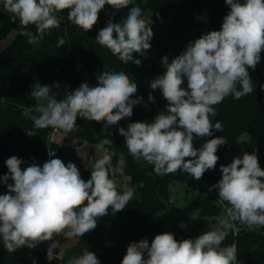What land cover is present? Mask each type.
Here are the masks:
<instances>
[{
    "label": "clouds",
    "instance_id": "clouds-1",
    "mask_svg": "<svg viewBox=\"0 0 264 264\" xmlns=\"http://www.w3.org/2000/svg\"><path fill=\"white\" fill-rule=\"evenodd\" d=\"M132 0H3V8L11 14L12 22L19 20L20 34L29 44H38L49 30L58 28L56 13L69 10L67 19L85 33L97 24L99 13L110 5L120 10ZM230 10L223 17L219 30L202 34L187 43L184 50L169 62L161 58L165 71L150 81L152 90L159 89L167 101L166 111L157 114L152 122H133L119 128L129 155L136 161H146L159 176L183 171L200 180L204 173L215 169L218 147L227 143L223 136L206 140L200 148L195 138L213 136V129L223 131L221 122L213 124L217 115L214 106L228 96L239 100L254 91L248 69H255L264 51V0H225ZM114 15V13H113ZM151 20L141 16L139 7H131L121 23L109 19L95 39L108 48L124 65L130 61L138 67L141 60L133 53L145 55L153 38ZM35 26V33L27 30ZM63 38L57 46L65 45ZM97 86L81 83L73 91H66L64 99L50 94L60 85L35 83L30 97L36 101L31 121L36 129L52 127L65 134L75 131L77 118L106 122L105 128L131 118L136 105L143 100L136 96L138 85L121 71L97 74ZM186 81V87H184ZM239 85V88L237 87ZM264 88V85L261 86ZM149 101L154 102L151 92ZM31 137L34 132L26 133ZM195 134V137H194ZM102 139L94 147L102 153L91 167V177L85 181L77 166L52 158L38 166L35 163L23 170L22 159L12 156L5 161L8 174L2 177L8 192L0 195V239L4 248L14 253L22 247L35 249L40 243L52 241L54 236L67 239L85 236L97 227V218L122 211L134 196L125 186L118 190L117 176L127 181L126 160L120 153L115 167ZM256 149L235 156L227 165H220L221 178L209 191L218 192L219 205L225 207L218 225L195 239L177 241L174 234H157L151 241L141 239L127 246L121 264H238L235 243L222 247L230 231L239 222L246 230L264 228V169ZM52 156L51 153H49ZM189 158V159H185ZM34 159V158H33ZM9 180L13 183H7ZM50 244L47 259L56 258ZM145 253L147 258H145ZM33 264H36L33 259ZM68 264H100L96 254L84 249Z\"/></svg>",
    "mask_w": 264,
    "mask_h": 264
},
{
    "label": "trees",
    "instance_id": "trees-1",
    "mask_svg": "<svg viewBox=\"0 0 264 264\" xmlns=\"http://www.w3.org/2000/svg\"><path fill=\"white\" fill-rule=\"evenodd\" d=\"M131 7H139L142 18L147 11H152L165 20V27L157 39L150 41V50L143 56L133 53L134 59L141 60V64H151L154 77L165 71L161 63L163 56H168L171 62L188 42L209 31L219 30L223 17L230 10L225 0H132L128 7L120 10L105 5L99 13L97 24L86 33L88 40H85L80 36L78 27L67 19L69 10L66 9L60 15L56 13L60 26L49 30L38 44H29L27 37L20 34L19 20L12 22L10 13L0 11V44L15 33L11 42L0 51V186L6 185L2 180L8 174L5 161L12 156L26 161L21 165L22 170L32 163L48 161L49 153L53 155L52 158L61 159L65 165L72 162L78 168L67 147L52 139L55 129L34 127L30 116L34 114L31 109L36 101L30 97V92L37 82L49 86L59 84V91L53 89L50 94L61 100L65 98L66 91H73L81 83H87V78L91 86H97L96 76L104 70L123 71L129 76L130 69L137 65L131 61L124 65L108 48L98 44L95 37L109 19L114 23H122ZM204 13H207L206 20L202 19ZM150 26L154 34L155 27L152 23ZM27 30L33 33L36 31L34 25H29ZM60 38L66 43L58 47ZM149 52H154L155 55L149 57ZM78 66H82V69L78 70ZM248 71L254 91L239 100L230 95L214 106L217 115L211 117V120L213 124L221 122L223 131L213 129V136L202 140L205 142L223 136L227 143L218 147L216 154L219 160L215 169L206 171L200 180L183 171L159 176L153 171L152 165L149 171H142L139 161L129 155L125 141L119 134V128L126 129L129 123L136 122L133 115L112 126L110 132L105 131V122L98 123L78 117L76 129L70 136L77 145L86 142L96 144L102 139H111L112 145H105V148L113 154V167L117 164L120 153L124 154L125 175L135 188L133 198L122 211L114 214L109 208L107 216L97 218V227L85 236L76 237V244L62 258L57 248L54 249L56 258L52 261L47 259L48 241L32 249L33 258H29L25 247L10 253L0 239V264H33V259L38 264H68L72 257L81 255L84 249L94 252L100 264H121L130 243L147 239L150 245L153 238L149 239L148 236L152 230L156 235L165 233L162 224L153 226L151 220L155 213L170 206V185L175 182H183L196 190L187 210L199 211L198 217L180 219L185 222L184 228L177 223L174 225L175 239L178 242L195 239L198 229L202 233L213 230L225 209L216 201L218 192L215 189L209 191L210 186L221 178L220 165H227L235 156L242 157L245 152L251 153L256 149L260 166L264 169V88L261 87L264 85V51L261 52V61L256 68ZM138 95L146 105V108L137 109L143 122L150 123L157 114L166 111L165 99H158L152 94L154 102L149 101V92L144 88L138 89ZM29 131L35 135L27 136ZM82 177L85 181L89 180L91 170L84 172ZM117 179L123 180L119 176ZM123 189L124 186L118 184V190L122 192ZM116 214L126 219L125 238L111 224ZM235 223L236 230L229 232L221 246L235 243L239 263L258 264L256 256L264 259V233L246 231L239 222ZM100 249H104L103 258L99 255Z\"/></svg>",
    "mask_w": 264,
    "mask_h": 264
},
{
    "label": "rangeland",
    "instance_id": "rangeland-1",
    "mask_svg": "<svg viewBox=\"0 0 264 264\" xmlns=\"http://www.w3.org/2000/svg\"><path fill=\"white\" fill-rule=\"evenodd\" d=\"M0 11L8 13L3 8V0H0ZM61 13V12H60ZM59 13V15H60ZM145 20H151L152 24L155 27V33L153 34L152 41H155L157 39L158 34L164 29L165 27V20L161 18L160 16H157L152 11H147L143 17ZM202 19H207V13H204L202 15ZM14 34H11L8 39L3 41L0 44V51L4 49L13 39ZM155 55L154 52H149L148 56L153 57ZM130 80H133L138 85L139 88H144L147 92L153 93L158 99H162V94L159 89L152 90L150 88V81L154 78L152 74L151 64L143 63L139 67L135 66L130 69L129 73ZM136 96L139 97L138 91L136 93ZM145 106L144 103L138 104L134 107L133 116L136 120V122H143L140 117L137 108H141ZM153 116V115H151ZM106 123V122H105ZM104 123V126H105ZM106 131L110 132L111 128H105ZM64 132L62 130H59L58 132L53 133L52 139L55 140V137L57 138V141H61L60 143H65L64 145L71 151V153L74 155L78 162V169L81 174L86 171L91 170L92 165L96 162V160L102 155L95 147V144L92 143H84L81 145H77L76 143L69 141L66 142L64 138ZM195 137V135H194ZM204 143V141L201 138H195L193 141L194 146H201ZM111 155L110 153H107ZM112 157V156H111ZM44 162L37 163L38 166H43ZM112 163V161H111ZM113 166V165H112ZM9 184L13 183L11 180L8 182ZM125 186L128 187V184ZM8 192L7 185L0 186V194H6ZM196 194V190L192 187H189L187 184L183 182H175L170 185V206L166 209L160 210L157 213L154 214L152 217L151 223L153 226L162 224L164 226L165 232L174 233V225L177 223L181 228L185 227V222L183 220H180L184 217L187 218H195L199 216V211L197 209L193 210H187V206L191 202L193 196ZM227 206V205H226ZM225 206V207H226ZM224 207V208H225ZM222 215H226L225 209L222 212ZM220 216V218H221ZM112 225L117 229V231L122 235L126 236V228H125V218L120 215L116 214L112 219ZM242 228L246 230V228L242 225ZM249 231V230H246ZM256 231V230H252ZM259 232L264 233V228H261ZM203 234L201 229H198L197 234L195 238L199 235ZM156 235V232L152 230L149 233L148 238H154ZM75 238L67 239L63 235L54 236L52 241H49L50 244L53 242H59L60 245H63L60 249L58 248V254L62 258L64 257L69 250H71L76 240ZM49 244V245H50ZM73 246V247H72ZM67 251V253H66ZM257 263L258 264H264V259L256 256Z\"/></svg>",
    "mask_w": 264,
    "mask_h": 264
},
{
    "label": "crops",
    "instance_id": "crops-1",
    "mask_svg": "<svg viewBox=\"0 0 264 264\" xmlns=\"http://www.w3.org/2000/svg\"><path fill=\"white\" fill-rule=\"evenodd\" d=\"M153 94V93H152ZM141 108H146V105L145 106H143V107H141ZM138 109V108H137ZM105 131H106V129H105ZM111 131V130H110ZM57 132H58V130H57ZM107 132V131H106ZM109 132V131H108ZM64 138H65V141L66 142H69V141H72V142H74L75 143V140L70 136V134H64ZM55 142H57L58 144H62V145H64L65 143H60L61 141H57V138L55 137V140H54ZM84 144V143H83ZM68 149V148H67ZM68 151H69V153L74 157V155L71 153V151L68 149ZM108 153H110L111 154V156L113 157V154L108 150ZM53 156V155H52ZM52 156H50V159H52ZM75 158V157H74ZM75 160H76V158H75ZM76 162H77V160H76ZM37 164V163H36ZM77 165H78V162H77ZM117 183L118 184H122L124 187H125V185L126 184H128V187H132L131 185H130V181L129 180H127V181H125V180H118L117 179ZM125 222H126V219H125ZM111 224H112V222H111ZM126 234H127V231H126ZM124 237V236H123ZM126 237V236H125ZM124 237V238H125ZM74 240H76V242H77V239H76V237H75V239ZM50 244V242L48 241V247L50 246L49 245ZM76 244V243H75ZM73 247V246H72ZM66 253H67V251H66ZM99 255H100V257L101 258H103V256H104V249H100L99 250Z\"/></svg>",
    "mask_w": 264,
    "mask_h": 264
},
{
    "label": "water",
    "instance_id": "water-1",
    "mask_svg": "<svg viewBox=\"0 0 264 264\" xmlns=\"http://www.w3.org/2000/svg\"><path fill=\"white\" fill-rule=\"evenodd\" d=\"M79 34L82 38H84L85 40H88V36L86 35V33L83 31V29L78 28ZM82 66H78V70H81ZM98 134V133H97ZM139 165L142 169V171L146 172L149 171L151 168V165L148 164L146 161L140 160L139 161Z\"/></svg>",
    "mask_w": 264,
    "mask_h": 264
},
{
    "label": "built area",
    "instance_id": "built-area-1",
    "mask_svg": "<svg viewBox=\"0 0 264 264\" xmlns=\"http://www.w3.org/2000/svg\"><path fill=\"white\" fill-rule=\"evenodd\" d=\"M87 83L89 84L90 87H92V86H91V83H90V81H89V78H87ZM55 132H57L56 129H55ZM55 132H54V133H55ZM48 160H50V156H49V159H48ZM130 188H132V189L134 190V192H135V188H133V187H130ZM25 248H26V251H27V255H28V257H29V258H33L32 249H29V248H27V247H25ZM36 264H38V263H36ZM238 264H241V263L238 262Z\"/></svg>",
    "mask_w": 264,
    "mask_h": 264
}]
</instances>
